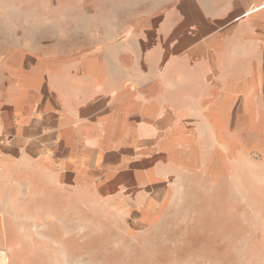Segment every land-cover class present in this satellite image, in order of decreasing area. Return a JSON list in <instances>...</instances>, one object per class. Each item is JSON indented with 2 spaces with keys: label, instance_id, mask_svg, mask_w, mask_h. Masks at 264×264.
I'll use <instances>...</instances> for the list:
<instances>
[{
  "label": "crops",
  "instance_id": "obj_1",
  "mask_svg": "<svg viewBox=\"0 0 264 264\" xmlns=\"http://www.w3.org/2000/svg\"><path fill=\"white\" fill-rule=\"evenodd\" d=\"M83 1L84 26L53 14L51 42L14 41L8 21L3 200L52 193L150 218L192 156L218 172L264 163V0Z\"/></svg>",
  "mask_w": 264,
  "mask_h": 264
},
{
  "label": "rangeland",
  "instance_id": "obj_2",
  "mask_svg": "<svg viewBox=\"0 0 264 264\" xmlns=\"http://www.w3.org/2000/svg\"><path fill=\"white\" fill-rule=\"evenodd\" d=\"M86 5L0 0V62L8 58V21L14 41L51 42L60 21L53 14L77 12L79 31ZM116 5L95 2L92 9ZM222 169L195 156L180 162L150 218L125 203L11 189L8 200L0 194V264H264V163Z\"/></svg>",
  "mask_w": 264,
  "mask_h": 264
},
{
  "label": "built area",
  "instance_id": "obj_3",
  "mask_svg": "<svg viewBox=\"0 0 264 264\" xmlns=\"http://www.w3.org/2000/svg\"><path fill=\"white\" fill-rule=\"evenodd\" d=\"M0 24H1V20H0ZM2 145H3V139L0 136V157L2 156Z\"/></svg>",
  "mask_w": 264,
  "mask_h": 264
}]
</instances>
